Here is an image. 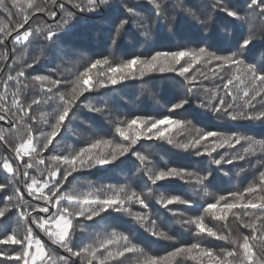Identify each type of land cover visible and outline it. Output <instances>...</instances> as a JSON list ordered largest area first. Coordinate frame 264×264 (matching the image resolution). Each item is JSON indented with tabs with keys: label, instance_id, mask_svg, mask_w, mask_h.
Returning a JSON list of instances; mask_svg holds the SVG:
<instances>
[{
	"label": "snow or ice",
	"instance_id": "obj_1",
	"mask_svg": "<svg viewBox=\"0 0 264 264\" xmlns=\"http://www.w3.org/2000/svg\"><path fill=\"white\" fill-rule=\"evenodd\" d=\"M145 3L157 21L167 22L170 31L179 33L193 24L201 29L194 37L196 46L154 48L147 55L131 54L118 61L101 53L88 58L69 80L57 75L55 68L48 74L26 75L28 69L40 63V57L14 69L13 65L22 59L15 55L17 46L27 49L43 36L57 47L66 44L75 54L80 49L73 38L79 26L89 22H110L106 44L111 46H117L133 28L150 39L151 29L139 6H130L127 0H0V13L10 21L7 25L0 21V59L8 68L6 79L0 81V122L9 125L7 132L0 129V146L7 153L0 156V172L7 181L0 182V193H5L0 203V225L10 219L13 210L23 225V231L19 225L0 227V245L16 246L10 252L0 248V264H125L129 256H137L138 264H181L184 259L194 264H264V170L242 191L216 195L211 202L196 203L187 194L154 193V189L179 181L212 196L208 186L215 183V172L245 161L258 150L264 153V139L196 127L185 115L199 120L204 115L200 110H204L218 119L264 124V51L259 53L258 61L253 55L257 44L264 42V32L255 31L251 25L255 14L264 17V0H247L243 7L226 5L224 0H214L211 6L203 0ZM38 14L55 21V26L35 23ZM9 54L12 64L7 63ZM4 72L0 67V73ZM169 73L174 74L184 94L170 101L167 114L159 117L133 114L110 118L105 115L109 112L105 100L90 99L102 89L111 91L130 80ZM217 79L222 83L211 88L203 86L204 81ZM26 80L39 90L31 100L22 97ZM48 105H54L52 112L42 110ZM81 108L107 120L110 130L89 138L78 150L45 157L50 146L55 147L66 122L70 123ZM9 134H16L14 145L8 142ZM142 141L163 143L209 159L210 163L202 171L157 166L150 154L138 149ZM125 165L143 177L142 187L108 183L90 185L83 192L63 191L73 173L114 171ZM8 177L18 178L19 183ZM26 195L31 199L26 200ZM153 200L173 216H184L173 206L195 209L199 214L179 223L191 226L198 235L226 241L229 246L217 250L192 242L163 255H148L134 242L130 231L116 229L96 233L90 243L74 241L77 226L83 231L84 223H115L120 214L153 238L174 240L159 226L151 207ZM134 206L140 210H134ZM207 216L225 226L231 217L247 234L233 235L231 228L217 231L206 223ZM40 233L65 254L50 250Z\"/></svg>",
	"mask_w": 264,
	"mask_h": 264
},
{
	"label": "trees",
	"instance_id": "obj_2",
	"mask_svg": "<svg viewBox=\"0 0 264 264\" xmlns=\"http://www.w3.org/2000/svg\"><path fill=\"white\" fill-rule=\"evenodd\" d=\"M203 2L211 6L214 0H203ZM224 2L226 5L235 3L243 7L246 5L247 0H224ZM127 3L130 6L138 5V10L143 12L147 17L145 23L148 24L152 32L150 39L139 34L142 30L133 28L127 37L121 40L117 46H111L106 44L108 35L107 30L111 27L110 22L107 24H94L91 22L86 24L82 23L73 38L74 45L80 49L79 52L73 54L72 50L68 49L66 44H60V46L57 47L45 41L43 36H40L29 45L27 49H24L22 46H17L15 55L21 56L22 59L16 65H13V68L18 70L25 62L30 63L33 58L40 57V63L35 65L34 68L28 69L26 75L48 74L51 69L55 68L57 70V75L70 80L74 74L82 69V66L88 58L101 53L110 55L113 59L118 61L128 58L131 54L147 55L154 48H172L185 45L190 47L196 46L194 37L198 31L202 30L198 29L195 24L176 33L168 29L166 21L162 19L157 21L151 15L150 6L145 3V0H127ZM170 3L174 4L175 0H170ZM87 15L88 14H85V16L80 17L81 21H84ZM0 21H3L5 25L10 23L7 16L2 13H0ZM34 21L37 24L52 23L55 26V21L39 14L34 18ZM12 22H14V20ZM251 25L255 31L264 32V17L260 16L258 13L255 14V19L252 20ZM8 47H12L11 38L8 41ZM262 51H264V42L258 43L254 50L253 55L256 56L257 61L261 59L259 53ZM7 63L12 64L11 54H9ZM0 67L5 69L4 73H0V81H3L6 79L5 73L8 71L3 59H0ZM12 74L14 75L15 72L13 71ZM221 83L222 82L218 79L215 81L209 80L204 81L203 86L211 88ZM24 84L27 86H22V97L31 100L37 95L39 90L34 88L27 80L24 81ZM62 91H67V89L62 88ZM183 94V87L178 85L174 74L169 73L146 76L142 80H130L123 86H117L111 91L102 89L100 93L93 94L90 99L95 101L105 100L109 106V112H106L105 115L110 118L114 116L130 117L133 114H150L159 117L167 114L170 101L175 102V100ZM53 109L54 105H48L44 106L42 110L52 112ZM200 112H203L204 115L199 120L185 114L188 119L193 120L196 127H204L209 130H217L225 133L237 131L242 134L253 135L257 139H264V124L260 122L229 121L227 119H218L211 112H205L204 110H200ZM8 128L9 125L7 121L0 122V129L7 132ZM109 130L110 126L107 120L101 116L90 114L81 108L75 111L74 118L70 123L66 122V128L54 142L55 147L50 146V150L45 152L44 155L47 157L49 155L59 154L60 152L68 154L73 150H78L89 138L96 136L98 133L106 134ZM7 139L8 142L13 145L17 142L16 134H9ZM137 147L146 154H150L157 166H164L166 164L172 166H186L197 171H202L207 168L210 163L209 159L194 157L190 154L175 150L169 145L155 141H142ZM6 154L4 147L0 146V156ZM241 169H244V171H241ZM261 170H264V153L258 150L245 161L234 162L231 166L225 165L218 172H215L216 181L214 184L208 186L212 196L205 195L193 185L183 184L179 181H174L165 184L159 189H154V193L156 196L161 193L165 195L187 194V196L196 203H203L205 201L211 202L216 195H226L229 192L242 191L249 183L257 179L258 173ZM8 179L13 178L8 177ZM0 182H7L2 172H0ZM13 183L18 184V178L13 179ZM108 183H131L134 187H142L144 180L140 174L136 173L135 168H132L130 165H125L120 169L107 172L100 169H89L73 173L64 184L63 191L83 192L86 191L90 185L99 186ZM23 190L24 189L21 188V191ZM8 194H11V190ZM261 195H264V193H261ZM4 196L5 193H0V203H2ZM25 199L30 200L31 198L26 195ZM151 207L153 213L158 216L159 226L170 236L175 237L174 240L153 238L136 226L129 217L120 214L119 219L115 223L111 220L100 222L99 224L84 223L83 231L77 226L74 241L76 244L90 243L95 240L96 233L116 229L130 231L135 237L134 242L144 248L148 255H163L166 251H170L174 247L180 246V244L192 242H200L205 247L217 250L229 246L226 241L215 239L207 235H198L191 226L179 223V221L187 217L199 214L195 209H188L185 206H173L178 207L179 210L184 213V216H173L156 204L155 200H153ZM134 210L140 209L138 206H134ZM206 223L217 231L225 232L227 228H231L233 235H237L240 232L247 234V231L242 229L238 222L233 221L231 217L229 218L227 226L211 216L206 217ZM18 225L19 230L23 231V225L19 224L18 216L15 214V210H13L10 219L4 222L3 225H0V227L11 229L17 228ZM40 238L45 241L50 250L56 251L58 255L65 254L62 249L52 245L43 233H40ZM0 248L10 252L13 248H16V246L0 245ZM125 264H138V257L129 256ZM181 264H194V262L184 259L181 261Z\"/></svg>",
	"mask_w": 264,
	"mask_h": 264
}]
</instances>
